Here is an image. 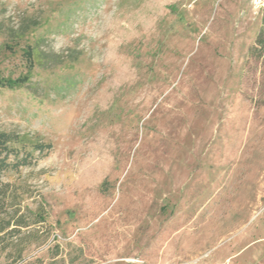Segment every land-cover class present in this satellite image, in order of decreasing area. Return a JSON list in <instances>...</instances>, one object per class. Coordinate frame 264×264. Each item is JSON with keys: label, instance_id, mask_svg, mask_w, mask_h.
I'll use <instances>...</instances> for the list:
<instances>
[{"label": "rangeland", "instance_id": "rangeland-1", "mask_svg": "<svg viewBox=\"0 0 264 264\" xmlns=\"http://www.w3.org/2000/svg\"><path fill=\"white\" fill-rule=\"evenodd\" d=\"M263 5L0 0V264H264Z\"/></svg>", "mask_w": 264, "mask_h": 264}, {"label": "trees", "instance_id": "trees-1", "mask_svg": "<svg viewBox=\"0 0 264 264\" xmlns=\"http://www.w3.org/2000/svg\"><path fill=\"white\" fill-rule=\"evenodd\" d=\"M27 28H20L16 30L13 34L14 38H21L26 33ZM251 51L257 55L258 57L264 58V5L262 7V16H261V23L256 34L255 40L253 45L251 46ZM27 59L30 61V64H37L40 65V56L39 52L37 51L36 46H31L30 48L27 47L25 52ZM32 61V62H31ZM28 80L27 76L22 78H18L17 80H8L9 85H13L16 81L24 82ZM52 147L50 142H33V143H26L23 139L19 136L18 133L14 131H6L0 129V183L3 184L1 180L2 173L10 170V169H18L20 166L30 165L34 159V152L37 153L38 156H42L46 154ZM3 200L6 196L5 192L2 194ZM0 232L5 230L9 226V222H2L0 221ZM18 225H22L23 222L18 220Z\"/></svg>", "mask_w": 264, "mask_h": 264}]
</instances>
